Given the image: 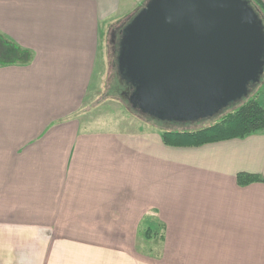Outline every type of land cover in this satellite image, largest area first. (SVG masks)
Segmentation results:
<instances>
[{
  "label": "crops",
  "instance_id": "0c3cea01",
  "mask_svg": "<svg viewBox=\"0 0 264 264\" xmlns=\"http://www.w3.org/2000/svg\"><path fill=\"white\" fill-rule=\"evenodd\" d=\"M143 1L0 0V264L108 263L148 214L158 264H264V181H236L264 180V129L166 146L84 104L100 26Z\"/></svg>",
  "mask_w": 264,
  "mask_h": 264
},
{
  "label": "water",
  "instance_id": "95a60500",
  "mask_svg": "<svg viewBox=\"0 0 264 264\" xmlns=\"http://www.w3.org/2000/svg\"><path fill=\"white\" fill-rule=\"evenodd\" d=\"M133 108L164 122L209 118L264 73V29L246 0H147L121 31Z\"/></svg>",
  "mask_w": 264,
  "mask_h": 264
},
{
  "label": "rangeland",
  "instance_id": "374dc122",
  "mask_svg": "<svg viewBox=\"0 0 264 264\" xmlns=\"http://www.w3.org/2000/svg\"><path fill=\"white\" fill-rule=\"evenodd\" d=\"M146 2L147 0H144L135 9L126 13L127 15H116V17L109 19L105 24L107 25L106 27L100 26L101 29L97 43L98 49L95 67L96 72L98 70V82L97 86H90L88 97L84 100V104L92 106L90 107V109H93L91 112L92 118L99 120L107 119L109 120V124L114 121L112 123L115 124L116 128L120 123H129L132 129L141 127L140 131L145 130L148 133L151 128L157 130V133L162 130H194L216 122L219 116L226 112L229 107L223 109L217 115L199 119L194 122H163L147 114L140 113L139 110L133 108L128 102V99L123 96L122 91L125 89L126 84L123 82L124 79L119 76L116 64L118 43L124 26L133 15L143 8ZM125 10L126 8H124V10H119L117 14L119 12L124 13ZM258 88H260V93L256 99L264 107V73L256 84L249 87L248 95H254V93H256L255 90ZM123 118L126 120L124 122H119V120L121 121ZM109 124L108 126H110ZM166 149L169 148L164 146L162 150L163 153H161L163 159L171 153V150ZM168 162L169 161L164 165L167 166ZM141 224L143 225L140 227H134L133 225L130 227L129 236L131 237V241L115 242V256L112 258V261H108V263H106L104 259L102 264H158L157 257L161 256V254L165 256L166 251H169V242H165L164 240L160 241L158 239L161 234L160 231L162 230V222L158 217H150V214H148ZM148 227L155 232L152 233V237L148 236L146 241L143 240V236L144 231H146ZM119 251L123 252L122 256Z\"/></svg>",
  "mask_w": 264,
  "mask_h": 264
},
{
  "label": "trees",
  "instance_id": "16d2710c",
  "mask_svg": "<svg viewBox=\"0 0 264 264\" xmlns=\"http://www.w3.org/2000/svg\"><path fill=\"white\" fill-rule=\"evenodd\" d=\"M246 1L257 14L264 29L263 2L261 0ZM123 82L126 84V87L122 91V94L127 98V95H129L131 91V87L125 80H123ZM259 90L260 88L255 90L256 93H254V95H248L245 99L232 104L231 107L221 114L219 119L212 124L194 130H162L160 132L162 143L166 146L174 147L200 146L222 140L243 138L253 132L264 129V107L256 99L260 93ZM236 181L239 185H245L250 182H261L264 180L259 176L239 173L236 176ZM154 232L155 231L150 227L146 229V234L149 237H152L151 235ZM160 237L162 236L160 235Z\"/></svg>",
  "mask_w": 264,
  "mask_h": 264
}]
</instances>
